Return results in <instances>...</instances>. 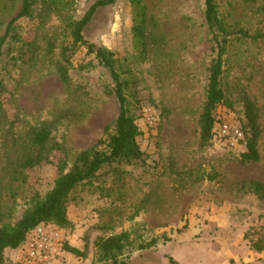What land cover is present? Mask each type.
I'll return each mask as SVG.
<instances>
[{"label": "rangeland", "instance_id": "374dc122", "mask_svg": "<svg viewBox=\"0 0 264 264\" xmlns=\"http://www.w3.org/2000/svg\"><path fill=\"white\" fill-rule=\"evenodd\" d=\"M23 1L0 0V38ZM97 1L35 0L30 17L16 21L1 48L0 210L11 212L13 224L36 197L53 190L61 160L69 171L79 153L108 150L115 134L120 106L110 94L114 84L109 73L84 48L69 60L73 90L64 87L56 68L73 41L69 20H80ZM142 1L147 12L143 43L134 37L131 0L99 9L84 37L115 54L128 84L131 116L141 131L137 142L143 158L106 168L94 187L80 186L71 193L69 227L47 225L62 239L55 264H95L98 238L123 232L140 243H156L130 254L127 264H171V259L178 264H264V249L255 248L264 246V199L246 186L264 185V41L238 40L235 34L225 55L222 84L229 103L216 110L217 124L224 116L246 138L245 99L259 109L261 158L242 165L246 139L235 149L215 137L209 147H200L199 118L216 57L205 0ZM216 3L231 31L264 33V0ZM29 42L35 43L34 55H25ZM44 124L53 125L51 144L65 151L52 152L37 167L23 168L32 153L33 133ZM189 172L216 179L195 184ZM123 183V201L119 192L106 198L95 189L103 185L118 190ZM140 204L145 208L131 220ZM66 247L86 250L87 257ZM23 252V245L8 249L4 264H21Z\"/></svg>", "mask_w": 264, "mask_h": 264}, {"label": "trees", "instance_id": "16d2710c", "mask_svg": "<svg viewBox=\"0 0 264 264\" xmlns=\"http://www.w3.org/2000/svg\"><path fill=\"white\" fill-rule=\"evenodd\" d=\"M117 0H99L95 2L80 19L69 20L68 27L71 30L73 41L71 45L65 47L62 52L63 60L56 64L59 80L68 90H73L74 84L70 76L69 63L70 57L74 56L81 48L87 52V56H93L94 60L105 69L112 81V94L119 103L120 112L115 124V134L110 137L108 150L98 151L92 149L81 152L77 155L73 167L67 171V162L61 160L58 165V176L53 190L44 198L36 197L33 200V207L27 210L16 224L11 222L12 214L7 210H0V264L5 263V252L17 250L23 245L29 235L40 225L54 224L61 228H67L70 221L67 216L68 204L71 193L80 186L89 185L94 187V181L102 177L101 173L106 168H112L116 165H133L143 158V153L138 145L137 138L141 131L137 125L134 116H131L129 104L125 90L128 84L123 80L122 73L118 69L115 54L107 49L89 42L84 37L86 27L91 23L94 14L101 8L111 6ZM250 3H257L259 0H247ZM35 0H24L20 13L8 27L7 33L0 38V56L1 48L9 38L10 30L14 24L21 18L30 17ZM134 14V37L139 43H143L146 38L147 12L142 0H131ZM216 0H205V21L211 35V41L216 50V57L211 63L209 69V79L206 89V100L202 113L199 118L200 129V147L206 149L212 143L213 132L216 126V110L221 104L229 103L226 93L223 89L224 62L227 47L232 40V36L238 34V40H250L254 42L264 41V33L249 35L239 30L231 31L230 27L224 23L218 13ZM25 53H37L35 43L29 42ZM31 47L33 50H31ZM34 47V48H33ZM52 50H50V54ZM70 54V56H69ZM30 60H34L33 57ZM246 127L245 133L246 145L245 151L241 154L240 162L242 165H252L260 161L259 141L261 138V128L259 123V109L255 102L245 99ZM52 124H44L33 133L32 153L23 163V168H33L49 161V156L54 151L64 152V148L58 144H51ZM249 134V135H248ZM121 179L123 172L119 171ZM191 176L193 183H199L204 180L214 181L215 175L200 174ZM102 186V187H101ZM95 188L106 198L114 197L121 191L125 184H120L119 189H106L101 185ZM246 186L251 192L264 199V185L259 182H248ZM119 200H124L122 192H119ZM131 220L137 217L141 210L145 208L144 204L135 207ZM156 244L155 242L146 244L138 242L133 238L132 233L123 232L109 237H100L95 242L97 249V260L95 264H127V259L135 251L146 250ZM258 251H262V244L256 245ZM66 251L80 257L86 258L87 251H81L76 248L66 247ZM171 264H178L171 259Z\"/></svg>", "mask_w": 264, "mask_h": 264}, {"label": "built area", "instance_id": "2783aa9c", "mask_svg": "<svg viewBox=\"0 0 264 264\" xmlns=\"http://www.w3.org/2000/svg\"><path fill=\"white\" fill-rule=\"evenodd\" d=\"M213 137L223 141L230 149L245 144V134L240 126L232 124L226 117L219 119ZM62 239L57 230L40 225L29 233L23 244L21 264H55Z\"/></svg>", "mask_w": 264, "mask_h": 264}]
</instances>
